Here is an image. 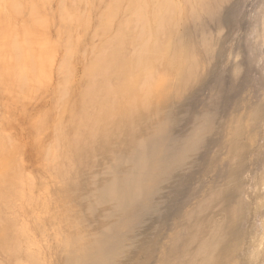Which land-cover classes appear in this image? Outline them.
Here are the masks:
<instances>
[{
    "label": "rangeland",
    "instance_id": "obj_1",
    "mask_svg": "<svg viewBox=\"0 0 264 264\" xmlns=\"http://www.w3.org/2000/svg\"><path fill=\"white\" fill-rule=\"evenodd\" d=\"M17 1L20 11L14 16L12 31L0 27V264L25 263L27 256L40 264H63V261L67 264H155V255L163 245L158 239H167L180 214L206 204L208 194L215 190L213 201L208 202L213 204L211 212L209 208L206 213L207 223L213 222L212 215L215 220L222 215L226 185L237 171L241 193L237 191L235 195L231 190L228 200L234 198L243 204L239 229L245 228L246 231H241L247 232L250 242L251 227H259L260 222L246 215L247 210L254 207L259 195L264 196V185L259 181V173L264 172V167L259 170L264 166L260 154L264 153V122L253 124V121L252 125L250 122V127L259 133L255 148L251 145L240 149L250 135L247 128L241 138H236L240 139L238 145L231 131L237 127L238 120L244 119L245 125L252 111L263 108L264 56L256 49L255 53V36L251 32L264 0H206L214 7L218 5L216 12L221 24L216 20L222 25L219 28L216 20L215 23L207 20L206 32L211 34L208 38L214 48L209 58L192 6L184 0H177L181 1L176 8L180 16L177 29L181 27L176 44L171 43L173 8L169 0H161L163 7L158 0ZM159 17L163 20V34L157 41L155 29ZM14 44L21 50L20 58L15 56ZM139 46L143 47V59L145 52L153 55L156 47L162 50L163 62L174 52L176 70L175 73L166 72L167 69L155 72L156 82L162 86L153 89L149 117L146 112L142 114V122L147 124L153 119L156 101H164L159 120L161 129L142 132L148 144L157 140L155 149L149 146L148 171L156 174L152 177L155 184L149 185L144 198L145 211L138 212L140 205L132 196L134 186L126 183L127 170L122 167L127 157L125 151H119L113 164L107 158L116 169L124 196L131 193L126 198L124 225L112 234L107 232L104 223H109L111 214L116 212L105 213L101 200L106 199L100 193L94 196L100 180L93 177L100 176L104 159L98 148L96 156L89 152L87 138L100 123L107 126L112 136L113 151L118 152L119 144L122 148L121 143L127 141L129 103L138 84L134 68L136 52L141 50ZM195 50L203 54H199L200 59L208 66H204L202 78L199 76L194 82L187 75V67L194 66ZM200 59L195 66H200L201 70L199 67L197 70L202 73ZM261 113L263 120L264 109ZM240 114L243 118L239 119ZM233 116L238 118L234 120ZM224 141L231 143L226 145ZM175 144L178 147L172 153L170 147ZM189 167L192 169L186 172ZM175 171L179 172L174 175L180 179L177 182L182 181L178 183L180 191L169 193L167 199L159 191L169 185ZM132 173L130 179L136 177L137 171ZM254 174H258L257 179ZM92 180L97 190L91 187ZM157 202L165 205L158 226L160 234L157 232L137 252L134 243L145 228L142 220ZM167 213L173 218H168ZM2 224L5 228H1ZM177 234L174 232L173 236ZM257 244L260 249L264 246L261 241ZM13 246L15 251H9Z\"/></svg>",
    "mask_w": 264,
    "mask_h": 264
},
{
    "label": "bare ground",
    "instance_id": "obj_2",
    "mask_svg": "<svg viewBox=\"0 0 264 264\" xmlns=\"http://www.w3.org/2000/svg\"><path fill=\"white\" fill-rule=\"evenodd\" d=\"M158 1H159L160 5L163 7V1H161V0H158ZM184 1L189 3L192 6L191 7L192 13H193V15L197 21V27L199 28V31L201 33V35H200L201 42H202L203 47L205 49V54L209 58V55L212 54V51L214 50V48H213V45L211 44L212 41L210 42V39L208 38V36H209L208 34H210V33L206 32V28H208L207 27L208 26L207 20H210V21L213 20L214 23H215L216 19L218 21L220 20L219 14H218V12H216V10L218 9V5H217V7H214L209 3V1H206V0H184ZM220 2H221V0H220ZM256 2H254V4ZM261 2L263 4L261 7H260V5H261L260 3H259L260 5L258 3H256L257 5H259L260 10L258 9L259 11L257 14V21L255 20L256 24L253 25V28H254V26H255V28L253 29L252 32L250 31L252 34H254L255 38L252 34H250L248 32L247 33H248V35L250 34L251 36H253L251 38H254V42H253L254 43V51L256 49L258 52H260L264 56V1H261ZM176 4H177V6H176ZM160 5L158 4V6H157V8L159 10H161ZM169 5H170V7L173 8L172 13L170 12V15L171 14L173 15V16H171V20H170V23H172L170 32L173 33V39L171 38V43L176 44L178 41V38H179L178 36L180 34L179 33V27H181L179 25V27L177 29V26L179 24L178 20H179L180 16L178 14H176L177 13L176 8L181 5V1L169 0ZM255 6L256 5H254V7ZM174 9H175V12L173 13ZM255 10H257V9H255ZM19 11H20V6H19V3L17 0H0V27H2V29L12 31L13 26H14V16ZM251 13H252V11H251ZM158 20L159 21H157V25H156V29H155L157 41H159V39H158L159 36H161L163 34L162 17H159ZM217 20H216V22H218ZM219 22L216 25L219 26L221 24V22H220V24H219ZM248 22H247V24H248ZM251 22H253V21H251ZM220 26H222V25H220ZM220 26H219V28H221ZM250 27H251V25H250ZM181 39L182 38H180L179 40H181ZM156 43L159 44L158 42H156ZM251 43H249V44H251ZM253 43H252L251 48H253ZM12 47H13V51L15 53V56L17 58H20L22 53H21V50L19 49V46L17 44H14ZM140 48H141V50L139 49L140 51L138 50V52H136V57H135L134 72L136 75L135 77H137L138 84L134 86L135 90L132 92V100L129 103L130 109L128 111L129 117H128L127 141L125 143L124 142L121 143L122 148H120V144H119V148L116 150L118 152L113 151V149H112V136L108 132L107 126H105L104 124H100V123H99L98 128L96 130L91 131V133L89 134V136L87 138V148H88L89 152L92 155L96 156V152L100 151V153L102 155L101 159H104L102 164L100 165V169H101L100 176L99 177L98 176L93 177L94 180H96V179L100 180V185L98 184L99 189L94 196L98 197V194L100 193L102 196H104V199H106V200H101V203L104 204L102 210L105 213L111 212V211L116 212V213L111 214V217H110L111 220L109 223H107V224L104 223V226L107 229V232H109V233L112 232V234H114L115 232H118V230L124 225V220H125L124 216L126 215L125 212H126V208H127V204H128L126 198L128 196L131 197L130 196L131 193L129 195L124 196V194L122 193V190L120 188V185H119L116 169L113 167V165H110L107 162V158H110L112 161V164H113L117 160V156H119V151L121 149H123L125 151L127 157H126V159L122 165V167L127 170L125 180H126L127 184H129V185L133 184V186H134L132 189V192H133L132 196H134V199L137 200L139 205H140L138 212H143V210L145 211V207H142L143 202H144V198L149 191V189H148V188H150L149 185L151 183L155 184V181H154V179H152V177L154 176V174H156V172H154L152 170L148 171L150 168V166L148 165L149 164V156H150L149 146H151L152 149H155L156 148L155 145L157 144V140H154V142H150L148 144L146 142L145 136L142 134V132L144 130V131H148L149 133H153V132L159 131L161 129L160 124H159V120L162 117L161 116V110L163 109L164 101L162 99H160L159 101L158 100L156 101V111L154 112L153 119H151L152 121H150V122H148V120H147V122L150 124H148V123L146 124L145 122H142L143 121L142 120V114H144L146 112V113H148L147 117H149L151 105L153 102V97H152L153 89L156 88L155 90H157V89L161 88V86H162L160 83H158V81L156 82V79L154 77L155 72L163 70V69H167L166 72H172L173 71V73H175V70H176V63H175L176 62V54L174 52L171 53L168 60H165L163 62L162 61V55H161L162 50L160 47L154 48L153 55L147 54L145 52L146 57L144 59L142 58V55H143L142 48L143 47H140ZM197 48L199 51V46ZM248 50H249V48H248ZM251 50H253V49H251ZM257 51H255V53ZM196 54H197V51H196ZM196 54L194 55V60H193L194 66L192 65V66L187 67V75L189 76L190 81H194V82L198 80L199 76L201 77L202 74L204 75V73H203L205 71L204 66L207 65V64L206 65L204 64V62L202 61V58L200 59V55L202 53L201 54L198 53L197 57H196ZM251 54H252V51H251ZM198 55H199V58H198ZM254 55H252V56H254ZM255 56H257V55H255ZM259 56L261 57V55H259ZM199 59L202 61V64H203L202 73L200 72L201 74L198 71L200 69V66H198L199 67L198 70H197L198 67H196L198 65ZM262 62H263V60H262ZM199 64H200V62H199ZM262 67H264V66H262ZM262 69H264V68H262ZM262 69H261V71L263 72ZM206 71H207V68H206ZM258 101H260V100H258ZM262 101H264V100L262 99ZM261 102L258 103L259 106H260ZM262 105H263L262 111L261 110L259 111L260 108L259 109L256 108L257 109V110H255L256 113H255V111H252L253 114L251 116H249L248 120L245 121L246 122L245 125L242 121L244 119H242V120L240 119V118H243V116L241 117V114H242L241 113L240 117H239L240 121L239 120H238V122L236 121L237 125H235V126H237V127H235L233 131H231L229 129L231 131V134H232L231 136L234 139H236L239 136H240L239 138H241L243 136V133L246 130V128L249 130L250 135L247 136V138H246L247 142H245V144L247 143V145L244 144V145L240 146L241 150H244L245 147H249L251 145H253L252 148H255L254 146H258L255 144H258V140L256 141V137H257L256 135H259V133H257V131H255V127L254 128L250 127V122H251V125H252L253 121H255V123H253V124H256L259 122H261V124H262V122H264V119L262 120L260 118V116L262 114L261 112H263V109H264V102ZM195 112H197V111H195ZM138 115L140 117H138ZM137 117H138V119H137ZM233 118H234V120H236L238 117H236V119H235V117L233 116ZM190 121L191 120H189V122ZM219 123L221 124V122H219ZM230 124H232V123H230ZM219 127H220V125H219ZM230 127H231V125H230ZM213 128L211 129L212 131H213ZM202 129H203V127H202ZM257 129H261V128H257ZM263 130H264V128H263ZM220 134H221V132H220ZM232 137H230V138L228 137V138L232 139ZM259 137H261V136H259ZM218 139H219L218 142H220L221 138H219V136H218L217 140ZM224 139L226 140V136ZM262 140H264V139L262 138ZM237 141H240V139L239 140L236 139L234 141L235 145L236 144L238 145ZM224 142L226 144L228 141L227 142L224 141ZM229 142L231 143V141H229ZM263 142H262V144H263ZM211 144H213V143H211ZM259 144H261V143H259ZM215 145H217V144H215ZM235 145L233 144V147ZM240 145H241V142H240ZM177 147L178 146H176V144L172 145L170 147L172 153H174V151L177 149ZM237 147H239V146H237ZM97 148H98V150L96 151ZM234 148H236V147H234ZM261 148H262V146L259 147V149H261ZM240 149H238V151H240ZM230 150H231V148L229 149V151ZM223 151H224V149H223ZM151 153H154V150H152ZM209 154H213V153H209ZM260 154H262L264 156V153H262V151ZM263 156H262V158H264ZM224 157H222V158H224ZM260 158H259V160H260ZM177 159H178V157H177ZM210 159H211V157H210ZM222 162H223V159H222ZM203 164H204V162H203ZM220 164H222V163H220ZM171 165H173V163ZM229 165H230V163L228 164V166ZM260 165H262V163H260ZM216 166H217V163H216ZM231 166H232V164H231ZM221 167L222 166L220 165V168ZM262 167H264V166H260L259 170H261ZM223 168H225V166H223ZM191 169L192 168H190V167L187 168L186 172L190 171ZM251 170H253V169H251ZM259 170L257 171L258 173H259ZM110 171H112L111 174H108V172H110ZM131 171L132 172L137 171L135 178H131V179L129 178L133 174ZM252 172H254V171H251L250 173H252ZM262 172H260L261 175H262ZM175 173L176 174H173V176L171 178H169V185L162 192L159 191V194H161L163 197H167V199L169 198V193H171L173 191H175V193H177L180 191V189H179L180 187H178L180 184L178 185V183H180L182 181L177 182L180 179L175 178L174 175L175 176L179 175V172L175 171ZM237 173L239 174L240 172L237 171L234 175H232L231 178L229 179L228 184L226 185L224 198H223V204H221V206H223V209L221 210L222 215L218 219L215 220V218L213 217L214 215L211 214L212 218H210V219L211 220L213 219V222L211 221L209 223V221H210L209 217H208V220H209L208 223L206 220L207 219L206 213L211 212L212 207L210 208V205L213 204V203H208V202L213 201L212 198L215 195L216 190L214 191L215 193L214 192H211L209 194L207 193L208 196L206 198V201H207L206 204H201L200 206H197L195 209L191 210V212H189L190 208L188 207L189 213L183 212L184 213L183 214L181 212L183 214L182 216L179 212H178V215L176 213L177 216H179V214H180L181 218H180V220H177L178 221L177 223L172 224V226H171L172 229H170L169 234L167 236V239H164V240H163V238L158 239V241H160V240L163 241V242H161V243H163V245L160 247V253H158V255H155L156 256L155 264H264V246H262L263 247L262 249L256 247L257 242H259V244H260V241L262 243H264V196H262V194L259 195L260 199L258 201H257L258 198L255 197L256 198L255 201H257V202L255 203L254 207L253 208L249 207L247 210L246 215H252L256 220H258L260 222V226H259L260 228L258 226H255V225H254L255 227L254 226L251 227L252 230H251L250 235L253 238L251 240L255 241L254 243H251L252 242L251 240H250V242H248V240H247V235H248L247 232L241 231L243 229L245 230V228L242 227L239 229V227H240L239 212H240V208L242 207L243 204L239 200H236V199L234 200V198L231 201H229L230 199L228 200V196L230 195L229 193L231 190L236 195V192L239 191L240 188H242L238 184L239 183L238 182L239 176L237 177ZM260 173H259V178H260L259 181L261 182V184L264 185V175H262L263 178H261ZM188 174H191V173H188ZM253 176H254V178L256 177L255 174ZM107 177H109L108 180H107ZM255 179H257V178H255ZM255 181L259 182L258 180H255ZM217 183H216V186H218ZM211 185L213 186L212 183H211ZM210 186H209V188H210ZM254 186L256 187L255 184H254ZM91 187L95 188L97 190L96 184H94L93 180H92ZM255 187H254V189H255ZM261 187H262V185H261ZM259 189L260 188H258V190ZM202 194H203V192H202ZM240 196H241V194H240ZM191 198H193V197H191ZM156 199H157V197H156ZM129 200H131V198H129ZM200 200H201V198H200ZM173 201H175V200H173ZM167 202H168V200H167ZM174 206H175V204H174ZM171 207H173V206L171 205ZM182 208H183V206H182ZM182 208H180V210H182ZM209 208H210V211H209ZM163 209H165V205L160 203V202H157L156 204L153 205V208H151V211L143 218L141 224L145 228L142 231H140V234L138 235V237L135 240L136 241L134 243L135 251H137V252L141 251L142 246H145L147 244L148 240H150L154 235H156L157 232L159 233L160 227L158 229V226H159L160 222L162 221L161 218L163 219V217H162L163 216L162 215ZM167 209H169V208H167ZM169 210H171V209H169ZM173 212L174 211H172V212L170 211V213H173ZM212 212H214V210ZM231 212L235 215L233 216L231 214ZM170 213H167V216H168V218L172 219L173 217L170 216L171 215ZM134 215H136V214L134 213L133 216ZM207 216H209V215L207 214ZM165 218H166V215H165ZM176 218L178 219L179 217H176ZM171 219H170V221H171ZM245 221H246V219L242 220L243 225H245L244 224ZM165 222H167L166 219H165ZM1 228H5V226L2 224ZM174 232H178L177 236H173ZM110 237L112 238V236H110ZM164 238H166V237H164ZM165 240H166V242L164 243ZM259 244H257V245H259ZM9 251H11V252L15 251V246H13ZM13 253H15V252H13ZM19 264H40V262L34 260L31 256H27L25 263H19ZM63 264H67V262L63 261ZM76 264H79V263H76Z\"/></svg>",
    "mask_w": 264,
    "mask_h": 264
}]
</instances>
